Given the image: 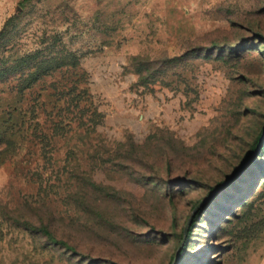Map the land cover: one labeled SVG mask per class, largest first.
I'll return each instance as SVG.
<instances>
[{"label":"rangeland","instance_id":"374dc122","mask_svg":"<svg viewBox=\"0 0 264 264\" xmlns=\"http://www.w3.org/2000/svg\"><path fill=\"white\" fill-rule=\"evenodd\" d=\"M0 74V264H264V0H0Z\"/></svg>","mask_w":264,"mask_h":264},{"label":"trees","instance_id":"16d2710c","mask_svg":"<svg viewBox=\"0 0 264 264\" xmlns=\"http://www.w3.org/2000/svg\"><path fill=\"white\" fill-rule=\"evenodd\" d=\"M214 49L218 53H222L223 51L226 53L228 51L229 54L231 53V51H234V50L237 51L238 50L236 45L234 47L228 46L225 50H222V47H218V46H215ZM34 55H35V53L34 54H31V55H28L26 57L21 58L20 61H19V63H18V66H21V65H24V64L27 65L30 62V60L33 58ZM28 76H27L28 83L34 82V81H36L38 79V77L36 76V72H33V73L29 74ZM0 77H2V74H0ZM219 187H220V184H217L215 186V189L217 190V189H219ZM190 221H191L190 222L191 224L189 226H187L188 227L187 228V231L185 232V229L186 228H184L182 230V232H181V235L179 236L180 242H182L184 246H185L186 242L189 239V236H190V234L192 232V229H193V227H194V225L196 223V219L193 218V219H190ZM39 231L42 232V234L46 238H48L49 240L56 241L55 238L46 229L41 228V229H39ZM180 260H181V257L179 255L178 257L177 256H173L171 261L173 263L179 264Z\"/></svg>","mask_w":264,"mask_h":264},{"label":"water","instance_id":"95a60500","mask_svg":"<svg viewBox=\"0 0 264 264\" xmlns=\"http://www.w3.org/2000/svg\"><path fill=\"white\" fill-rule=\"evenodd\" d=\"M254 190H255V188L252 190V192L249 194L250 196L253 194V192H254ZM190 223V222H189ZM187 231V227H186V229H185V232Z\"/></svg>","mask_w":264,"mask_h":264}]
</instances>
